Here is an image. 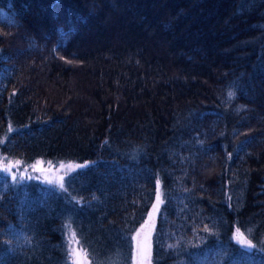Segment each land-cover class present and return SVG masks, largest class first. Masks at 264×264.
Here are the masks:
<instances>
[{"label":"trees","instance_id":"trees-1","mask_svg":"<svg viewBox=\"0 0 264 264\" xmlns=\"http://www.w3.org/2000/svg\"><path fill=\"white\" fill-rule=\"evenodd\" d=\"M0 157L93 163L0 172V264H134L156 181L152 264H264V0H0Z\"/></svg>","mask_w":264,"mask_h":264},{"label":"rangeland","instance_id":"rangeland-1","mask_svg":"<svg viewBox=\"0 0 264 264\" xmlns=\"http://www.w3.org/2000/svg\"><path fill=\"white\" fill-rule=\"evenodd\" d=\"M8 162H12L15 164L16 161H6L0 157V164L7 165ZM73 165H81L82 167H76L73 170H69L68 168H61V165L67 164ZM92 162H75V161H52V160H44L38 159L32 163L24 164L22 162L19 165L11 167L10 172H5L3 167H0V172L9 176V178L15 183H22L24 181H36L45 184L57 191H62L59 186L61 180L63 178V183L65 179L73 173H76L85 167L92 165ZM13 175H15V180H13ZM160 182H155L156 187V198L155 201L146 216V219L142 223V225L134 232L133 234V242H134V255L135 262L134 264H152L150 260V252H151V239L154 234L155 225L157 221V216L159 214L161 205L163 200L161 198V190H160ZM160 192L159 201L157 200V191ZM156 205V209L154 210L153 206ZM237 231L232 233L233 239H235ZM237 243L238 240L235 239ZM68 244L70 249L72 250V257L76 260V264H88L85 261L84 251L77 244V239L73 238V233L68 234ZM241 244V243H239ZM244 247H247V244H241ZM74 263V262H73Z\"/></svg>","mask_w":264,"mask_h":264},{"label":"snow or ice","instance_id":"snow-or-ice-1","mask_svg":"<svg viewBox=\"0 0 264 264\" xmlns=\"http://www.w3.org/2000/svg\"><path fill=\"white\" fill-rule=\"evenodd\" d=\"M233 95H234V93L229 92V93H228V97H229V99H231V98L233 97ZM12 130H13V129L10 127V128H9V131H12ZM19 163H20V161H16L15 164H13L12 162H8L7 165H2V164H0V167H3V170H4L5 172H10V171H11V167L16 166V165H19ZM65 167L68 168L69 170H73V169L76 168V167H82V166H81V165H73V164H71V163H69V164H67V165H61V168H65ZM15 178H16L15 175H13V180H15ZM60 180H61V182H60L59 186L61 187V189H63V187H64L63 178L61 177ZM159 197H160V192H159V190H158V191H157V200H158V201H159ZM153 208H154V210H155V209H156V205H154ZM68 227H70V225H69ZM206 230H207V229H206ZM74 237H75V233H73V238H74ZM234 238L237 239L238 242L241 243V244H249V241L246 240V239L244 238L243 234L240 233L239 230H237V233H236V235H235ZM170 247H171V246H170Z\"/></svg>","mask_w":264,"mask_h":264}]
</instances>
